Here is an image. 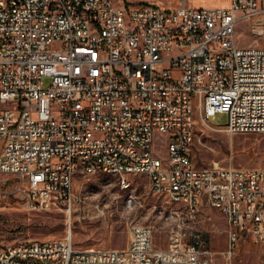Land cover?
Returning <instances> with one entry per match:
<instances>
[{
  "label": "built area",
  "instance_id": "2783aa9c",
  "mask_svg": "<svg viewBox=\"0 0 264 264\" xmlns=\"http://www.w3.org/2000/svg\"><path fill=\"white\" fill-rule=\"evenodd\" d=\"M241 22L259 46L240 44ZM219 114L225 126L212 125ZM198 125L264 135V0H0V176L14 193L72 218L81 176L112 173L124 187L145 175L177 209L167 249L150 226H131L121 250L78 248L69 230L0 245V264H214L208 238L188 230L205 206L226 219L228 259L241 242L264 247V168L197 167Z\"/></svg>",
  "mask_w": 264,
  "mask_h": 264
},
{
  "label": "rangeland",
  "instance_id": "374dc122",
  "mask_svg": "<svg viewBox=\"0 0 264 264\" xmlns=\"http://www.w3.org/2000/svg\"><path fill=\"white\" fill-rule=\"evenodd\" d=\"M126 4H155L176 8L189 0H122ZM198 1V0H197ZM210 6L223 7L227 0H206ZM196 2V0H195ZM240 44L245 47L260 45L256 28L248 22L237 27ZM49 80H45V86ZM199 120V116H197ZM228 117L219 114L213 126H225ZM197 167L219 165L241 168H264V135L230 136L224 130L213 131L197 126L192 147ZM128 187H122L115 174L81 176L77 183L83 203L75 208L72 218L65 210L41 211L32 208L13 191L15 179L1 175L0 181V245L46 242L60 239L71 230L76 247L125 249L131 226H150L158 249H167L170 232L177 226L173 215L177 209L169 200L154 193L145 175L126 176ZM197 230L209 240L214 264H264V248L251 242H241L239 251L229 261L227 222L215 209L205 206L188 230Z\"/></svg>",
  "mask_w": 264,
  "mask_h": 264
},
{
  "label": "crops",
  "instance_id": "0c3cea01",
  "mask_svg": "<svg viewBox=\"0 0 264 264\" xmlns=\"http://www.w3.org/2000/svg\"><path fill=\"white\" fill-rule=\"evenodd\" d=\"M188 5L193 6V7H197V8H208V7H215V6H210L209 3L206 0H189L188 2H186ZM231 3V0H227L225 2V4H223V7H228ZM264 248V247H262ZM232 259V258H231ZM229 259V261L231 260Z\"/></svg>",
  "mask_w": 264,
  "mask_h": 264
},
{
  "label": "bare ground",
  "instance_id": "6f19581e",
  "mask_svg": "<svg viewBox=\"0 0 264 264\" xmlns=\"http://www.w3.org/2000/svg\"><path fill=\"white\" fill-rule=\"evenodd\" d=\"M102 174H104V173H102ZM108 174H112V173H108ZM124 187H128V186H124Z\"/></svg>",
  "mask_w": 264,
  "mask_h": 264
}]
</instances>
